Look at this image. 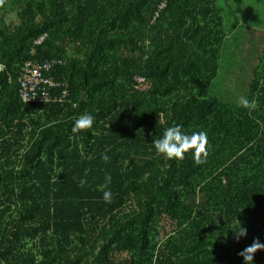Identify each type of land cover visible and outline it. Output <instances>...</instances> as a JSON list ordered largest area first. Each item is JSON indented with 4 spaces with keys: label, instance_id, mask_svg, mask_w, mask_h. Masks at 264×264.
<instances>
[{
    "label": "trees",
    "instance_id": "16d2710c",
    "mask_svg": "<svg viewBox=\"0 0 264 264\" xmlns=\"http://www.w3.org/2000/svg\"><path fill=\"white\" fill-rule=\"evenodd\" d=\"M229 1L4 0L0 264H246L239 253L264 243V31L239 41L255 61L237 63L248 80L235 99L212 94L236 53ZM29 62L53 63L34 102ZM82 114L93 126L73 133ZM175 125L207 133L205 163L157 153Z\"/></svg>",
    "mask_w": 264,
    "mask_h": 264
},
{
    "label": "clouds",
    "instance_id": "9594fccd",
    "mask_svg": "<svg viewBox=\"0 0 264 264\" xmlns=\"http://www.w3.org/2000/svg\"><path fill=\"white\" fill-rule=\"evenodd\" d=\"M4 0H0V6H2ZM240 106L247 109H255L256 101L248 100L245 97H241L239 100ZM76 107V105H73ZM94 117L91 114H82L75 119L72 127L73 133H78L81 131H87L92 128L94 123ZM154 147L157 153L165 156L168 159L183 160L185 158V153L193 151L194 153V163L197 165L206 162L208 156L207 145L208 138L207 133L204 131L194 132L191 135L186 134L182 131V126L175 125L165 129L163 136L157 138L153 141ZM102 159L108 162L110 159L106 154H102ZM105 185L103 188L107 187V184L111 182V176L107 175L105 177ZM86 180H81L80 185L83 186ZM103 198L106 202L111 203L112 193L111 191H104ZM235 234V238L239 240L241 237L247 235V228L242 224L238 229H232ZM258 250H264V243H261L257 238L253 243L242 250L239 255L244 258L246 264H253L254 255Z\"/></svg>",
    "mask_w": 264,
    "mask_h": 264
},
{
    "label": "rangeland",
    "instance_id": "374dc122",
    "mask_svg": "<svg viewBox=\"0 0 264 264\" xmlns=\"http://www.w3.org/2000/svg\"><path fill=\"white\" fill-rule=\"evenodd\" d=\"M237 3L238 1H229V4L234 8L231 11L238 10L240 12L241 24L234 27V19L228 14L229 11L224 13L232 18L229 22L226 20L225 25V32L229 37L227 45L230 50H236V53L231 60L228 58L222 63L219 76L212 86V94L218 95L219 98L226 101L235 99L238 95L236 90L248 80V70L242 69L237 63L250 66L255 61L253 56H248L246 53L242 55L244 44H240L239 41L243 42L245 38H253L255 29H257V34L264 31V0H240V7L237 6Z\"/></svg>",
    "mask_w": 264,
    "mask_h": 264
},
{
    "label": "built area",
    "instance_id": "2783aa9c",
    "mask_svg": "<svg viewBox=\"0 0 264 264\" xmlns=\"http://www.w3.org/2000/svg\"><path fill=\"white\" fill-rule=\"evenodd\" d=\"M53 63H44L43 65L33 64L31 62L27 63L23 68V74L20 78V85L23 87V98L27 102H34L39 97L33 94L36 90V86L44 81L43 78V70L50 69ZM60 85V84H59ZM67 96V92L65 91L62 99H65ZM50 98L40 99V100H48ZM39 100V99H38Z\"/></svg>",
    "mask_w": 264,
    "mask_h": 264
},
{
    "label": "crops",
    "instance_id": "0c3cea01",
    "mask_svg": "<svg viewBox=\"0 0 264 264\" xmlns=\"http://www.w3.org/2000/svg\"><path fill=\"white\" fill-rule=\"evenodd\" d=\"M59 102H62V100H58Z\"/></svg>",
    "mask_w": 264,
    "mask_h": 264
}]
</instances>
